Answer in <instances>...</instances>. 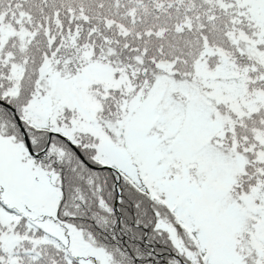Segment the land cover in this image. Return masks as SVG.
<instances>
[{
	"label": "snow or ice",
	"instance_id": "1",
	"mask_svg": "<svg viewBox=\"0 0 264 264\" xmlns=\"http://www.w3.org/2000/svg\"><path fill=\"white\" fill-rule=\"evenodd\" d=\"M0 264H264V0H0Z\"/></svg>",
	"mask_w": 264,
	"mask_h": 264
}]
</instances>
